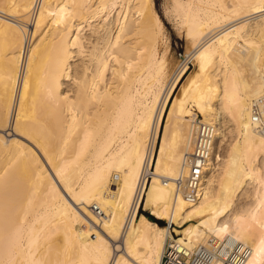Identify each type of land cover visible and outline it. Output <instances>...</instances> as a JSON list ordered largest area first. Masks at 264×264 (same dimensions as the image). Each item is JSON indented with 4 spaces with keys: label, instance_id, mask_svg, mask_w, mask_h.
<instances>
[{
    "label": "bare ground",
    "instance_id": "bare-ground-1",
    "mask_svg": "<svg viewBox=\"0 0 264 264\" xmlns=\"http://www.w3.org/2000/svg\"><path fill=\"white\" fill-rule=\"evenodd\" d=\"M169 1L177 68L154 0H0V264H161L210 243L264 264V0ZM201 123L192 202L177 179Z\"/></svg>",
    "mask_w": 264,
    "mask_h": 264
},
{
    "label": "built area",
    "instance_id": "built-area-1",
    "mask_svg": "<svg viewBox=\"0 0 264 264\" xmlns=\"http://www.w3.org/2000/svg\"><path fill=\"white\" fill-rule=\"evenodd\" d=\"M256 117V116H255ZM214 147V129L207 123H201L197 127L193 140V150L189 155V171L184 177L178 178L180 185H184V195L189 201H196L200 193V185L204 174V168L212 156ZM240 244H235L229 255L223 256L220 248L215 244H199L190 250L187 247L168 244L161 264H214L215 258H222V264H243L250 250L240 251Z\"/></svg>",
    "mask_w": 264,
    "mask_h": 264
},
{
    "label": "rangeland",
    "instance_id": "rangeland-1",
    "mask_svg": "<svg viewBox=\"0 0 264 264\" xmlns=\"http://www.w3.org/2000/svg\"><path fill=\"white\" fill-rule=\"evenodd\" d=\"M154 2H155V8H156V10H157V12L159 13V15L161 16V18H162V20L164 22L166 35H167V37L169 36L168 37L169 38V46H170V49H169V58L171 57L170 54H172V57L170 59H171V61L174 64V68H177L176 65L177 64L179 65L180 64V61L184 60V56H185V53H186V50H187L186 37L184 36L183 33H181V35L178 34L179 31L175 28L176 24L174 23V21L171 18H170L171 20L168 19L169 17L165 14L166 13L167 3H169L170 1L169 0H154ZM31 27H32V23H31ZM100 31L102 32V34L105 33V31L103 29H100ZM86 36H87V38H90L92 36V34H90V32H89V34L87 33ZM94 38L95 37H92L91 40H94ZM86 45H87V47H90L91 46L90 44H88V41H87V44ZM173 57H175V58H173ZM75 59L76 60H74V61L72 60V65H74V64H80L81 59L78 58V57H76ZM177 62H179V63H177ZM191 63L192 62H189V66H190V71L189 72L190 73L194 70V64L193 63L191 64ZM187 77L184 78V81L187 79ZM72 82H74V81L73 80L72 81L69 80L68 82H66V86L64 87L65 91L68 92V94H70L71 97L74 94L72 89L75 86V85H73L75 83H72ZM68 89H70V90H68ZM165 119H167V115H166V118ZM222 120H223L222 122H226L224 118ZM226 128H227L226 129V133L228 134V128H229V126L227 125ZM243 200H241L243 202V204L246 203V198L245 199L243 198ZM141 212L142 213H145L146 215L147 214H150L149 211H144L143 209L141 210ZM150 215H152V214H150ZM157 223H159L160 225H163V224L166 225V221L165 220H159V219H157ZM183 234H184V237H186V233H183Z\"/></svg>",
    "mask_w": 264,
    "mask_h": 264
},
{
    "label": "trees",
    "instance_id": "trees-1",
    "mask_svg": "<svg viewBox=\"0 0 264 264\" xmlns=\"http://www.w3.org/2000/svg\"><path fill=\"white\" fill-rule=\"evenodd\" d=\"M147 216H148L151 220L157 222V219H156L153 215L147 214Z\"/></svg>",
    "mask_w": 264,
    "mask_h": 264
}]
</instances>
